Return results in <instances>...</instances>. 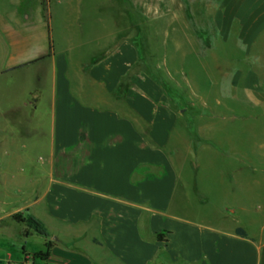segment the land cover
Listing matches in <instances>:
<instances>
[{"label": "crops", "instance_id": "crops-1", "mask_svg": "<svg viewBox=\"0 0 264 264\" xmlns=\"http://www.w3.org/2000/svg\"><path fill=\"white\" fill-rule=\"evenodd\" d=\"M3 1L0 29L11 52L2 69L41 64L50 74L44 98L50 117L47 180L32 201L7 213L25 208L36 216L33 206L43 201L44 222L54 241L49 261L264 264V213L255 226L253 219L238 216L226 223L225 208L213 207L214 213L196 207L194 186L189 184L195 175L192 159L218 145L226 146L224 154L236 164L241 162L237 169L246 167L253 190L264 176V0H217L208 36L206 30L191 32L207 40L186 41L199 60L203 50L207 79L219 82L215 99L229 96L239 104L217 101L222 107L213 105L206 88L186 90V102L180 106L148 73L139 41L141 18L149 17L147 0H122L124 12H138L134 22V14L128 16L130 29L126 22L123 28L109 30L103 44L101 36H94L76 51L71 43H54L42 0L40 20H29L24 27L16 22L11 28L3 19ZM168 12L161 9L154 17ZM75 16L79 22L81 16ZM164 45L181 48L174 40L162 41ZM205 59L218 67L213 69ZM245 103L251 112H245ZM247 117L253 125L250 150L239 136ZM225 126L237 130L233 147L227 137L217 135ZM31 182L36 186L34 178ZM262 208L257 202L253 213L260 214Z\"/></svg>", "mask_w": 264, "mask_h": 264}, {"label": "rangeland", "instance_id": "rangeland-1", "mask_svg": "<svg viewBox=\"0 0 264 264\" xmlns=\"http://www.w3.org/2000/svg\"><path fill=\"white\" fill-rule=\"evenodd\" d=\"M216 1L147 0L149 17L146 20L141 18L143 26L139 40L142 42L140 51L143 64L147 65L148 73L159 79L172 93L171 97L180 106H184L187 91L192 88L209 89L211 91L208 92L209 99L213 100L215 107H222L221 101L227 106H239L234 99H229V96L226 98L218 95L215 99L217 93L214 92L219 82L207 79L202 60L203 50H199L201 52L199 60L196 54L191 53L186 47L188 38L191 40L196 37L197 42L207 40L203 36H198L200 37L198 40L191 32L199 29L203 34L206 30L208 36L207 31L213 26L211 16ZM47 2L54 43L57 46L61 43H71L73 51H76L78 44H84L94 36H101L103 44L109 30L123 28L126 22L128 24L125 26L131 27L128 16H131V12L134 14L131 8L124 12L122 0H65L61 4L57 0ZM2 4L6 7L3 17L6 27L11 28L16 22L24 27L29 20H40L39 0H5ZM161 9L169 12L164 17L155 18ZM1 11L2 8L0 13ZM24 13H27L29 18H26ZM137 13L135 11L132 15L134 17H130L132 22L137 19ZM76 14L81 16L79 22L76 21ZM129 35L133 36L135 33L132 31ZM172 40L180 44L179 50H173L168 45L161 46L162 41L165 43ZM80 49L82 52H88L85 48ZM10 52L5 34L0 29V264H36L32 259V253L44 248V237L25 224L13 220L7 213L13 212L12 209L22 205L24 201H32L47 180L50 117L47 99L44 98L49 87L50 74L48 67L41 64L25 69L3 70V66L10 59ZM205 61L213 69L218 67L212 66L207 59ZM217 101L220 105H217ZM246 103L245 112H251V106ZM249 112L245 115L250 116ZM243 121L244 126L239 130V136L244 140V148L250 150L252 120L251 117H247ZM236 132L235 128L225 126L217 135L222 140L227 137L228 142H231V146L228 145L233 147L236 145ZM217 147L201 150L195 159H192L195 175L189 177V184L191 187L194 186L192 195H196L194 198L196 207H209L214 213L213 207L225 208L222 211L226 215V223L235 216L245 221L253 219L250 222L251 226L261 223L264 208L259 211L260 214L253 212L257 202L264 206V176L260 177L259 186L253 190L251 176L246 167L237 169L236 166H240L241 162L236 164V161L224 154L223 148L226 146ZM33 178L36 186L31 182ZM33 187L36 188L35 193ZM203 197H207V201L202 202ZM239 205H244L245 208L241 210L238 208ZM231 208L235 212H232ZM33 209L36 217L43 221L50 236V226L44 222L43 201L35 204ZM15 212H21L22 215L31 213L25 208H18ZM24 231H28V235H25Z\"/></svg>", "mask_w": 264, "mask_h": 264}, {"label": "trees", "instance_id": "trees-1", "mask_svg": "<svg viewBox=\"0 0 264 264\" xmlns=\"http://www.w3.org/2000/svg\"><path fill=\"white\" fill-rule=\"evenodd\" d=\"M42 6L45 13V18L48 22L49 16H48V2L47 0H42ZM49 46L51 47V42H49ZM11 218L17 222H20L22 224H25L29 229L34 230L36 233L44 237V248L42 250H38L34 253H32V259L36 261V264H53L49 261L51 250L54 244V241L49 239V232L44 225L43 221L34 216L31 213H28L26 215H22L21 212H15L11 214ZM236 232L238 234L243 235L244 232L242 229L237 228ZM29 232L24 231V234L27 235ZM162 235L158 234L157 238H161ZM35 264V263H34ZM57 264H65V263H57Z\"/></svg>", "mask_w": 264, "mask_h": 264}]
</instances>
